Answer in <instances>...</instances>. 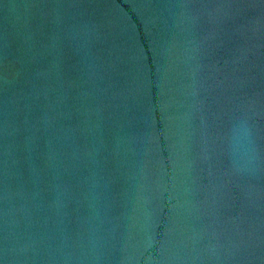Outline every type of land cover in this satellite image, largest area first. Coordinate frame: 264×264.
<instances>
[{"label": "water", "instance_id": "obj_1", "mask_svg": "<svg viewBox=\"0 0 264 264\" xmlns=\"http://www.w3.org/2000/svg\"><path fill=\"white\" fill-rule=\"evenodd\" d=\"M0 264H264V0H0Z\"/></svg>", "mask_w": 264, "mask_h": 264}]
</instances>
